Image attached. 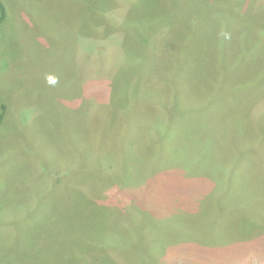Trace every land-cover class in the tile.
<instances>
[{
    "label": "rangeland",
    "instance_id": "374dc122",
    "mask_svg": "<svg viewBox=\"0 0 264 264\" xmlns=\"http://www.w3.org/2000/svg\"><path fill=\"white\" fill-rule=\"evenodd\" d=\"M229 1L1 0L0 264H264L262 253L246 258L258 238L264 251V154L254 146L264 97L252 102L264 89V11L241 17L247 2ZM171 4L179 39L163 45L156 28ZM172 114L198 141L164 138L176 166L140 174ZM192 147L205 162L185 160ZM126 160L135 169L123 181ZM69 185L89 199H71ZM172 187L173 204L157 209L158 189ZM96 193L117 219L91 210ZM35 235L38 245H24Z\"/></svg>",
    "mask_w": 264,
    "mask_h": 264
},
{
    "label": "trees",
    "instance_id": "16d2710c",
    "mask_svg": "<svg viewBox=\"0 0 264 264\" xmlns=\"http://www.w3.org/2000/svg\"><path fill=\"white\" fill-rule=\"evenodd\" d=\"M179 1V0H178ZM233 0H230L229 1V4L227 5L229 8H232L234 7L235 3H231ZM256 0H242V2H247L246 3V6L245 8L243 9H239L240 12H236L238 14V16H241V17H245L247 16V14L251 11H255V12H259V11H264V7L263 9H258V6H255V2ZM262 2H264V0H261ZM227 4V2H226ZM132 5V3L130 4ZM172 6H175V8H172V10L170 11V13L172 14V16H166L168 18V23L165 22V24L163 25H160L156 28L157 29H162L161 32L163 33V36H165V39L163 41V45H169L170 42H176L178 39H179V29L176 28V26H171L170 22L172 21L171 19H173L175 17V11H176V5L175 4H171V7ZM264 6V5H263ZM261 8H262V5H261ZM244 14V15H243ZM6 19V9L5 7L3 6V3L1 2L0 0V25L5 21ZM94 25H101L102 22H101V19L100 18H97L94 22ZM108 33H106V35L103 36V39L105 38H108L113 31H110L108 29H106ZM230 28H224V29H221V32L219 34V41L221 42V44L225 43L228 39H230ZM256 40L260 43H264V28H259L257 29L256 31ZM177 56L173 57L172 60H174ZM178 58V57H177ZM180 59V58H179ZM178 59V60H179ZM167 61V60H166ZM174 68V67H172ZM174 73L177 75V76H180V68H179V65H175V68H174ZM257 91V95L258 96H255V98H253V101H258V105L257 107H259L260 103L262 102V99L264 97V89H254ZM181 89H173V101H175V103H180L181 104V93H180ZM133 94H135V91H133ZM123 96V95H122ZM182 107V106H180ZM249 107V106H248ZM252 108H248V110H250ZM246 111V112H247ZM4 114V106H3V103L1 102L0 103V127L2 126V115ZM177 115H179V112H176ZM247 114L250 116V113L247 112ZM256 116H260V114H264V109L261 110V111H257L254 113ZM184 114L178 116V117H175L174 114L171 115V124L169 123L168 126L165 128V131H164V134L163 136H161V133L159 134V136L161 137H157V144H154V147H155V151L152 152V153H149V154H145L142 158V163L144 162V165L143 167L140 169V174L144 175L145 173H147L149 171V169H151L153 171V168H156L157 170H160V169H164V168H167V167H174L176 165H174L172 163V161L167 158L165 156V151H164V148L162 146V143L161 141H163L164 138H167V137H170L174 134H177L178 136L182 137L185 139V141L190 140V139H194L196 141L197 138L196 137H193L195 134L189 129L184 128L182 126V124H185V121H184ZM176 120H181V122L177 123ZM183 120V121H182ZM198 120V119H197ZM200 122H205L207 124V126H211L212 123L210 122H206L205 120H200ZM159 124V122H157ZM73 127V125H72ZM168 129V130H166ZM210 130V129H209ZM190 133H192L190 135ZM197 135V134H196ZM166 136V137H165ZM169 139V138H168ZM150 142V140H149ZM263 145H264V136H261L258 138V140L256 141V143L254 144L255 148L256 149H259V152L258 153H262L264 154V150H263ZM187 147V145H186ZM156 148H157V151H156ZM239 148L240 149H244L243 150V153H245L246 149H247V144H240L239 145ZM191 154L186 155L185 157V160H190L191 159V162H189V164H191V166H193L194 164H196L197 161H200L203 160V162H205L206 160L202 159L201 156L197 153V150H195V147H192V150H191ZM211 151H213L211 149V146H208L206 148V151L203 154V158H207L208 155L210 154L211 155ZM209 152V154H208ZM155 154L154 157H152L150 154ZM201 154V155H202ZM199 157V158H198ZM198 158V159H197ZM197 159V160H196ZM128 161V160H126ZM209 162H211L210 160H208ZM141 163V164H142ZM159 164V166H157L156 164ZM128 168H125L124 170H126V172L123 174L122 176V179L123 181H125L126 179L130 180V171L135 169V166H134V162L133 160L131 161H128ZM130 165V167H129ZM188 167V163L185 164L182 168H187ZM130 168V169H129ZM182 170V169H181ZM128 171V172H127ZM162 171V170H161ZM169 182V181H168ZM142 182L140 183L139 186H142ZM126 188H128L129 186L128 185H125ZM176 193H177V189H175L174 187L170 188L167 192V189L164 193H161L158 189V194H157V197L155 198V202H156V208L159 209L161 207H163L164 204H169L171 203L175 197H176ZM67 195L75 200V201H86L89 199V197L87 196H84V194L82 192L79 193L78 189H76L74 186H71L69 185V187L67 188ZM99 195L96 193V194H93L92 196L90 195V197H93L95 199V202H96V197H98ZM2 197V196H1ZM81 197H84V198H81ZM5 198V197H4ZM168 199H171L170 201H168ZM1 201V200H0ZM5 201V200H4ZM152 202V200H151ZM100 204V205H99ZM173 204V202H172ZM92 207H91V210L93 212H95L97 214V216L99 218H101L105 213H109L110 214V217L113 216L114 219H117L120 215H114L113 214V211H112V207H109L107 204H103L102 201H97L95 204H91ZM182 207L185 206L184 205H181ZM115 216V217H114ZM236 219H232L231 220V224L234 225L236 227ZM224 222V226L222 227V223ZM220 226L221 228L225 231V232H229L231 231L230 230V227H229V222L228 220H225L223 221ZM255 224H257V222H255ZM257 226H261L259 223L257 224ZM237 228V227H236ZM237 231V229H236ZM219 234V233H218ZM217 234V235H218ZM66 235L65 237V245H77L75 242V240H72L74 238V236H70V235H67V234H64ZM255 235V234H254ZM39 235H35V236H29L27 239H26V244L24 245H38V237ZM256 236V235H255ZM258 238V236H256ZM254 237V238H256ZM263 238H258L256 239L255 243L256 244H259V245H254V249L246 256V258L250 257V254H253V255H256L258 253H262L264 254V251H261L259 250L258 247H261L263 246V242H262ZM74 250H76L75 248H73ZM73 253H70L68 256H67V260L68 261H71L72 258H73ZM226 264H230V263H226Z\"/></svg>",
    "mask_w": 264,
    "mask_h": 264
},
{
    "label": "bare ground",
    "instance_id": "6f19581e",
    "mask_svg": "<svg viewBox=\"0 0 264 264\" xmlns=\"http://www.w3.org/2000/svg\"><path fill=\"white\" fill-rule=\"evenodd\" d=\"M196 75V74H195ZM197 76V75H196Z\"/></svg>",
    "mask_w": 264,
    "mask_h": 264
}]
</instances>
